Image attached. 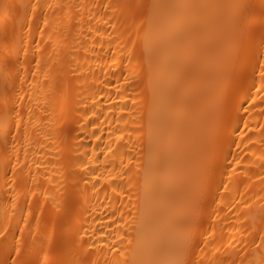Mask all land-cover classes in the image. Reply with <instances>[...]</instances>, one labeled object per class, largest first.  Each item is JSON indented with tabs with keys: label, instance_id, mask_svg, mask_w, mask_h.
I'll use <instances>...</instances> for the list:
<instances>
[{
	"label": "bare ground",
	"instance_id": "1",
	"mask_svg": "<svg viewBox=\"0 0 264 264\" xmlns=\"http://www.w3.org/2000/svg\"><path fill=\"white\" fill-rule=\"evenodd\" d=\"M261 65L264 0H0V264H264Z\"/></svg>",
	"mask_w": 264,
	"mask_h": 264
},
{
	"label": "rangeland",
	"instance_id": "2",
	"mask_svg": "<svg viewBox=\"0 0 264 264\" xmlns=\"http://www.w3.org/2000/svg\"><path fill=\"white\" fill-rule=\"evenodd\" d=\"M245 43H246V37L244 36L242 42L240 43V45H238L237 50H236V52H235V54L233 56V58L236 60L237 63H239L241 60H243V50L245 49ZM227 63H228V60H227ZM227 63L224 64V68L225 69H227L230 66ZM228 81H229V77H225L224 83L227 84ZM219 99H220V94H219V91L216 90L215 93L212 94L208 98L207 101L209 103H211L212 105H215V104L219 103V102H217ZM186 190H190V186L189 185L186 187ZM71 253L74 254L75 251L74 250H71ZM78 261H79L78 257H74L70 261H68L67 264H78Z\"/></svg>",
	"mask_w": 264,
	"mask_h": 264
},
{
	"label": "snow or ice",
	"instance_id": "3",
	"mask_svg": "<svg viewBox=\"0 0 264 264\" xmlns=\"http://www.w3.org/2000/svg\"><path fill=\"white\" fill-rule=\"evenodd\" d=\"M4 43L6 44L7 43V38L5 37L4 39ZM262 68H264V65H261ZM262 76H264V72L261 73Z\"/></svg>",
	"mask_w": 264,
	"mask_h": 264
}]
</instances>
